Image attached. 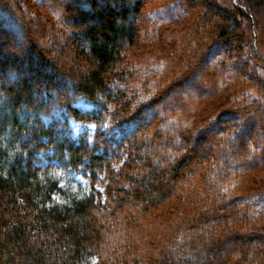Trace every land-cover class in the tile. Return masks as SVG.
<instances>
[{
    "label": "trees",
    "instance_id": "trees-1",
    "mask_svg": "<svg viewBox=\"0 0 264 264\" xmlns=\"http://www.w3.org/2000/svg\"><path fill=\"white\" fill-rule=\"evenodd\" d=\"M156 1L0 0V264H264V0H176L137 94L125 52Z\"/></svg>",
    "mask_w": 264,
    "mask_h": 264
},
{
    "label": "rangeland",
    "instance_id": "rangeland-1",
    "mask_svg": "<svg viewBox=\"0 0 264 264\" xmlns=\"http://www.w3.org/2000/svg\"><path fill=\"white\" fill-rule=\"evenodd\" d=\"M156 18L150 13L148 17H152L155 21L150 22L149 26L144 32L137 35L134 44L126 49V58L129 62V69H132V74L130 80V85L132 89L138 90L139 85L137 82L145 81L147 76L150 75L158 68L163 59L169 57L174 44L178 43L181 39V35L186 27V19L180 16L181 10L176 6V0H158L154 4ZM178 14V16H177ZM262 16V15H261ZM149 17V18H150ZM152 20V19H151ZM261 22L264 23V17H261ZM68 28H72L70 25H66ZM57 41L56 44H63V39L68 38V30L63 26L57 27ZM64 37H63V36ZM63 38V39H62ZM257 42L259 43V49L264 54V28H260L256 35ZM65 42V41H64ZM71 44V42H67ZM66 45V44H65ZM5 50L2 49V52ZM73 53L70 52L67 56H61L58 58L59 63L66 65L73 61ZM76 56V54H75ZM68 60V62L66 61ZM150 77V76H149ZM187 89L188 93L195 92L203 87V78H196L192 85ZM227 95L235 97L234 95L238 93H232L231 91H226ZM140 94V91H137ZM239 94V93H238ZM240 96V95H239ZM140 98V97H136ZM184 98L183 93H170L168 99H166L165 104L168 105L173 99ZM219 101L213 102L207 109L200 113V117L195 121L196 125L205 124V121L215 115V110L219 107ZM224 101V100H223ZM222 102V100L220 101ZM225 102V101H224ZM76 106L83 109H92V105L86 100L81 99L76 103ZM69 122L72 128V132L75 136H79L85 132L94 133L96 126L92 122L87 121H77L70 117ZM256 125V122H254ZM255 141L263 142L264 138L262 135L255 134ZM73 179L82 184H86V178L81 172H69L66 173V180ZM257 179L264 181V164L263 169L257 175ZM94 258L91 260V264L94 262Z\"/></svg>",
    "mask_w": 264,
    "mask_h": 264
}]
</instances>
